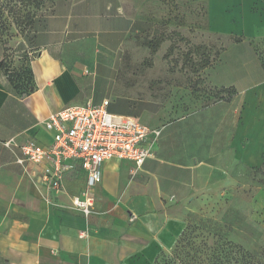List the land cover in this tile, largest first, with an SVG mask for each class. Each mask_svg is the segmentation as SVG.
Returning <instances> with one entry per match:
<instances>
[{
	"label": "crops",
	"instance_id": "obj_1",
	"mask_svg": "<svg viewBox=\"0 0 264 264\" xmlns=\"http://www.w3.org/2000/svg\"><path fill=\"white\" fill-rule=\"evenodd\" d=\"M183 1H206L210 31L243 36L230 45L248 46L255 55L254 42L264 40V0ZM148 14L145 0H55L31 29L35 90L17 95L0 72V264H152L185 228L187 202L212 184L237 177L241 158L244 165L256 164L248 147L239 149L250 122L241 125L230 102L192 103L191 89L178 95L176 86L172 96L156 94L139 108L132 107L134 99H128L130 107H120L98 96L99 83L111 79L107 70L153 32ZM107 98L111 113L163 131L140 168L126 159L103 164L102 181L92 190L95 212L87 220L73 204L86 188L84 168L68 171L56 192L42 180L44 163L21 165L19 152L3 142L15 137L48 146L54 136L44 121L52 113ZM218 111L222 125L245 128L241 136L227 135L225 149L216 148L215 131L208 141L199 126L193 129L195 122L203 123L196 116ZM83 231L88 236L80 237Z\"/></svg>",
	"mask_w": 264,
	"mask_h": 264
},
{
	"label": "rangeland",
	"instance_id": "obj_2",
	"mask_svg": "<svg viewBox=\"0 0 264 264\" xmlns=\"http://www.w3.org/2000/svg\"><path fill=\"white\" fill-rule=\"evenodd\" d=\"M1 2V21L8 24V30L0 37V59L4 58L0 72L8 80V69L21 72L29 66L32 37L30 28L23 30L14 24L8 0H0V5ZM52 2L44 0L39 9L32 4L28 7L39 15ZM145 5L155 26L153 32L142 36L136 47L121 55L114 72L106 69L111 79L99 83L98 96L111 98L120 107H130L128 99H134L137 104L133 101L132 107L139 108L141 101L157 99L156 94L172 96L176 86L180 88L178 95H188L191 89L192 103L211 105L225 101L238 108L239 123L250 122L247 129L241 126L235 131L222 125L219 111L217 115L196 116L203 123L195 122L193 129L195 132L199 126L208 141L215 131L216 148L222 149L229 144L227 135L235 131L241 136L245 129L249 137L241 139L240 153L248 147L256 164L244 165L241 158L237 177L216 182L187 202L185 228L197 235L206 234L210 242L216 240L215 234L222 236L264 261V40L254 42L255 55L248 46H231L237 36L210 31L206 1L145 0ZM5 42L9 48H5ZM206 60L210 64L201 68ZM211 76L217 83L232 85H214ZM175 245L164 252L171 253Z\"/></svg>",
	"mask_w": 264,
	"mask_h": 264
},
{
	"label": "built area",
	"instance_id": "obj_3",
	"mask_svg": "<svg viewBox=\"0 0 264 264\" xmlns=\"http://www.w3.org/2000/svg\"><path fill=\"white\" fill-rule=\"evenodd\" d=\"M110 99L100 103L72 105L52 113L44 126L53 132V142L41 145L35 140L19 142L15 137L3 144L17 154V162L42 164V180L49 189L61 191L65 174L80 165L87 174L82 196L73 204L88 220L95 212L93 188L102 181V166L109 160H132L137 167L153 155L163 128L152 127L136 117L109 111ZM46 162V163H45ZM88 236L83 231L80 237Z\"/></svg>",
	"mask_w": 264,
	"mask_h": 264
},
{
	"label": "trees",
	"instance_id": "obj_4",
	"mask_svg": "<svg viewBox=\"0 0 264 264\" xmlns=\"http://www.w3.org/2000/svg\"><path fill=\"white\" fill-rule=\"evenodd\" d=\"M53 2L55 0H52ZM52 2V3H53ZM44 0H8L10 5L9 12L13 15L14 24L17 27L26 30L32 29L38 14L30 9V4L36 9L43 6ZM50 3V5L52 4ZM49 5V6H50ZM4 2L0 5V37L8 30V24L1 21ZM237 42L244 39L243 36H237ZM5 48L9 44L5 42ZM31 60V59H30ZM210 63L206 60L201 63V68H205ZM264 70V62H262ZM4 69V58L0 59V71ZM12 90L19 96L27 95L36 88L34 73L30 66L24 67L22 71H6ZM200 81V78L197 80ZM193 89V91H195ZM216 240L210 242L206 234H194L186 227L180 234L174 250L167 254L162 252L152 264H264L255 253L245 249L242 245L223 239L222 236H214Z\"/></svg>",
	"mask_w": 264,
	"mask_h": 264
}]
</instances>
